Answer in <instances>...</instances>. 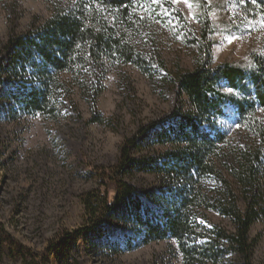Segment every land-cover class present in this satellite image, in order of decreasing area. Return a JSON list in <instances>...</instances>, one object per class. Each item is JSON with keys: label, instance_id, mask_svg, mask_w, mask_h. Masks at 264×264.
<instances>
[{"label": "trees", "instance_id": "1", "mask_svg": "<svg viewBox=\"0 0 264 264\" xmlns=\"http://www.w3.org/2000/svg\"><path fill=\"white\" fill-rule=\"evenodd\" d=\"M73 1L69 8H54L26 32L8 36L3 49L11 51L0 67V75L8 79L2 91L8 103L4 116L15 121L35 115L55 119L62 115L65 100L72 103L73 87L91 95L95 103L102 86L94 88L92 79L107 63L131 65L150 80L158 77L172 88L173 100L169 114L139 125L124 139L115 164L88 172L98 177V185L81 194L88 223L81 234L107 255L173 240L182 264H223L228 258L253 264V242L261 234L252 240L249 232L257 221H264V188L259 182L264 124L256 114V107L264 110V56L254 54L251 67L228 61L211 65L213 26L204 8L198 17L200 33L191 38L198 54L194 67L170 71L159 55L139 49L135 39L136 22L143 16L158 18L169 11L187 28L172 0ZM243 2L264 15V0ZM222 82L238 96L221 91ZM226 103L235 108L237 125L252 132L259 146L232 144L228 131L217 128L213 117L224 118ZM89 121L105 120L93 110ZM154 145L163 150L149 153ZM222 167L238 185L243 208ZM133 173L162 177L164 188L149 194L152 206L142 203L135 186L124 179ZM117 203L122 204L121 217L133 222V235L122 242L101 240L103 223L114 216ZM207 210L230 220L233 230L211 224ZM6 243L23 264L46 263L43 252L32 251L0 228V247Z\"/></svg>", "mask_w": 264, "mask_h": 264}, {"label": "rangeland", "instance_id": "2", "mask_svg": "<svg viewBox=\"0 0 264 264\" xmlns=\"http://www.w3.org/2000/svg\"><path fill=\"white\" fill-rule=\"evenodd\" d=\"M203 1L172 0L185 16L187 28L169 11L158 18L139 17L135 39L138 48L159 55L170 71L177 66L192 69L198 54L191 38L200 33L198 17L205 8L213 26L209 36L211 65L228 61L251 67L254 54L264 56L263 14L246 7L243 0ZM73 2L0 0V67L6 65L11 51L3 49L10 34L26 32L33 23L47 18L54 8L66 9ZM97 75L98 78L92 79L93 86L101 84L102 91L95 103L91 95L73 87L72 103L64 101L61 116L54 119L35 115L16 121L4 116L8 103L2 91L8 79L0 75V228L32 251L43 252L45 264H182L173 240L154 241L119 255H107L90 242L88 235L81 234L88 224L81 194L98 185V177L88 172L115 164L124 139L133 135L139 125L169 114L173 105L169 85L157 81L158 77L146 78L131 65L107 63ZM227 88L225 82L220 84L221 91L229 94ZM231 94L239 93L234 90ZM93 110L103 116L104 123L89 121ZM256 110L264 124V110L260 107ZM224 115L213 117V121L218 129L228 131L232 144L260 145L252 132L237 125L231 104H224ZM162 150V146L154 145L148 152L159 154ZM261 160L259 182L264 188V155ZM222 171L232 181L243 208L238 185L226 169L222 167ZM123 177L135 186L136 195L149 207L152 206L149 194L164 188L162 177L154 174L133 173ZM122 209V204H114V216L105 219L101 240L122 242L133 235L134 224L121 217ZM204 214L211 224L233 230L227 218L208 210ZM259 233L260 237L253 242V264H264L263 220L252 225L250 239ZM0 264L23 262L6 243L0 247ZM223 264L239 263L228 258Z\"/></svg>", "mask_w": 264, "mask_h": 264}, {"label": "snow or ice", "instance_id": "3", "mask_svg": "<svg viewBox=\"0 0 264 264\" xmlns=\"http://www.w3.org/2000/svg\"><path fill=\"white\" fill-rule=\"evenodd\" d=\"M188 2H189V0H185V3H188ZM253 2H255V0H253ZM189 7H191L190 4H189ZM226 91H227L229 94H231V93H233L234 89H233V88H227Z\"/></svg>", "mask_w": 264, "mask_h": 264}]
</instances>
